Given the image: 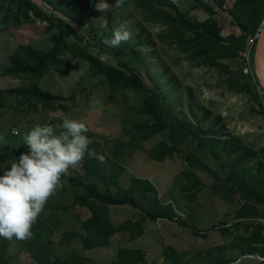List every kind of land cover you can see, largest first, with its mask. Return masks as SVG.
<instances>
[{
	"label": "rangeland",
	"instance_id": "374dc122",
	"mask_svg": "<svg viewBox=\"0 0 264 264\" xmlns=\"http://www.w3.org/2000/svg\"><path fill=\"white\" fill-rule=\"evenodd\" d=\"M32 1L49 16L76 28L81 41L68 38L62 54L65 62L50 68L39 82L43 90L62 99L52 105L34 98L24 103L8 91L28 85V80L5 75L4 68L20 44L50 50L59 32L35 17L17 22L12 11L0 5V149L26 145L23 135L37 124H56L65 117L82 119L93 141L89 148L105 159L85 155L70 173L103 192L126 191L134 179L148 181L155 192L141 186L130 195L136 207L111 206L112 232L99 243L91 209L73 205L80 190L62 182L34 223L31 239L0 237V264H169L162 258L166 245L177 250L178 264H264V188H260L264 185V92L254 74L252 54L258 33L246 41L239 57L211 68L174 44L167 27L145 14L135 0H123L119 7L116 0H105L112 10L96 9V16L84 26L45 0ZM158 1L162 6L156 8L170 12L167 5L175 4L190 20L213 24L224 40L242 36L241 21L232 15L238 0ZM122 23L132 39L118 48L104 45L103 39H110ZM85 53L124 72L135 69L145 80L143 89L113 93L104 78L91 74ZM155 85L182 119L191 121L189 108L200 115L210 129L207 137L236 139L253 152L254 158L245 166L251 188L239 189L230 181L225 154L215 153L210 146L200 148L197 141L180 134L171 136L180 146L179 153L149 155L161 142L172 144L168 133L141 131L152 122L139 107ZM14 160L11 155L0 157V175ZM253 248L255 252H249ZM130 249L144 252V259L121 255Z\"/></svg>",
	"mask_w": 264,
	"mask_h": 264
},
{
	"label": "trees",
	"instance_id": "16d2710c",
	"mask_svg": "<svg viewBox=\"0 0 264 264\" xmlns=\"http://www.w3.org/2000/svg\"><path fill=\"white\" fill-rule=\"evenodd\" d=\"M53 5L57 11L69 18L77 25H87L97 14L96 4L99 0H45ZM57 2V3H56ZM145 14H148L155 20L163 23L170 34V39L174 44L181 46L193 57L201 60L206 66L218 68L223 60L236 59L244 51L246 41L250 37H255L262 29L264 22V0H238L234 6L232 15L239 17V28L242 36L232 37L224 40L215 30L213 24L209 22H199L190 20L188 16L178 10L175 4H168L171 7L170 12H166L155 6H162L158 0H135ZM0 5H6L12 11V19L21 22L24 17L27 22L35 17L49 22L52 28L59 32V38L56 45L50 50H37L28 44H20L14 54L10 56V65L4 68V74L10 77H23L29 84L8 92L20 96L24 103L30 102L33 98L44 105H52L55 100H61L62 97L54 96L49 91L43 90L39 82L52 67L61 66L65 59L62 57L63 51L67 45V39L72 37L81 41V35L71 24L58 16H49L44 9L32 0H0ZM166 6V5H164ZM1 10V9H0ZM256 42V39H255ZM253 54V53H252ZM84 58L89 61L90 72L95 77H102L105 83L111 88L113 93L126 91L128 89L141 90L145 85L144 78L138 71L130 68L129 72H124L119 68L105 64L96 56L85 53ZM242 89H247L246 84L240 85ZM256 98V97H255ZM140 112L148 116L152 123L142 127L141 131L145 134L168 133L172 144L161 142L150 150L149 155L152 158L179 153V144L174 143L171 136L176 134L183 135L197 141L200 148L205 146L212 147L219 154H225L228 157L227 167L229 169V179L239 189L251 188V178L246 173L245 166L249 160L254 158L252 151L242 146L236 139L216 140L207 137L210 129L204 126V119L200 118L196 112L189 108L188 114L191 121L182 119L175 113L174 106L168 102L165 94L163 95L155 85L151 88V95L140 105ZM207 112V111H206ZM202 116V115H201ZM27 151V146L22 145L19 148L0 149V157L13 156L15 158ZM190 163L192 160H189ZM197 163V162H196ZM195 163V165H197ZM198 165H201V163ZM209 171V168L202 166ZM259 171V169H258ZM189 179L190 174L184 173ZM62 182L68 183L71 187L80 190L81 194L74 197L73 205L87 206L93 212L92 227L97 233L96 240L100 243L108 238L112 232V225L109 222L108 210L111 206L131 205L136 207V202L130 195H135V190L141 186L155 192L154 186L148 181L134 179L132 186L120 193H112L107 190L100 191L95 184L86 183L81 178L70 173L61 178ZM194 181L191 179V182ZM259 184L262 182L259 181ZM264 188V185H260ZM38 222V221H36ZM92 230V229H91ZM193 234L198 235L197 229H192ZM255 248L249 250L254 253ZM121 255H127L129 259H144V252L130 249L120 252ZM177 250L171 246L164 247L162 258L169 264H178ZM59 264H70L62 262ZM151 264H159L154 261Z\"/></svg>",
	"mask_w": 264,
	"mask_h": 264
},
{
	"label": "clouds",
	"instance_id": "9594fccd",
	"mask_svg": "<svg viewBox=\"0 0 264 264\" xmlns=\"http://www.w3.org/2000/svg\"><path fill=\"white\" fill-rule=\"evenodd\" d=\"M123 0H116V7ZM96 9L102 13L112 6L100 0ZM102 24L101 27H105ZM132 39L125 24L114 28L112 37L103 39L109 48H118ZM84 120L63 118L59 123L37 124L23 135L27 151L15 158L0 175V237L28 240L34 235L32 227L50 197L62 187V177L78 166L85 155L104 161L89 148L93 141Z\"/></svg>",
	"mask_w": 264,
	"mask_h": 264
},
{
	"label": "water",
	"instance_id": "95a60500",
	"mask_svg": "<svg viewBox=\"0 0 264 264\" xmlns=\"http://www.w3.org/2000/svg\"><path fill=\"white\" fill-rule=\"evenodd\" d=\"M253 70L259 86L264 92V26L258 33L253 51Z\"/></svg>",
	"mask_w": 264,
	"mask_h": 264
},
{
	"label": "bare ground",
	"instance_id": "6f19581e",
	"mask_svg": "<svg viewBox=\"0 0 264 264\" xmlns=\"http://www.w3.org/2000/svg\"><path fill=\"white\" fill-rule=\"evenodd\" d=\"M213 150V149H212ZM226 161V160H225ZM81 235V234H80ZM86 238V237H85Z\"/></svg>",
	"mask_w": 264,
	"mask_h": 264
}]
</instances>
